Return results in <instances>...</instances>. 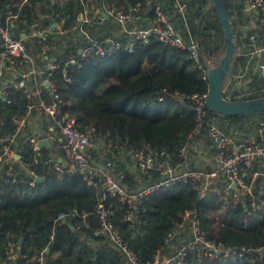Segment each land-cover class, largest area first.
<instances>
[{
	"label": "trees",
	"instance_id": "16d2710c",
	"mask_svg": "<svg viewBox=\"0 0 264 264\" xmlns=\"http://www.w3.org/2000/svg\"><path fill=\"white\" fill-rule=\"evenodd\" d=\"M116 1L135 3L138 0ZM185 1L187 8L183 14L176 10L175 0H151L147 9L139 14L154 18L153 4L159 2L166 15L172 14L170 20L185 38L191 34L198 39L201 48L198 62L190 58L187 51L162 43L153 35L146 43H136L132 52L118 49L109 55H92L79 63L72 62L70 59L78 54L84 41L72 28L81 10L77 0H28L21 8V21L12 31L15 35L20 31L27 32L26 26L38 15L58 13L64 18L63 27L67 32L45 42L51 47V57L58 63L52 77L62 99L61 111L74 117L79 129L93 126L95 140L126 137L129 146L147 144L164 148L171 160L177 161L179 149L195 119L191 102L175 91H206L208 82L202 78L203 71L210 66L208 59H215L224 46L223 30L213 1ZM12 2L0 0V22L4 21L7 9H16ZM227 8L231 15L228 0ZM49 17H45V22H49ZM93 30L89 32L102 37L109 28L102 26L96 32ZM45 42L26 39L28 48L36 51ZM246 63L247 57L237 55L232 72L236 73L238 65L244 67ZM245 77L249 78L246 84H232L233 92H246L241 98L263 96L264 76L248 69ZM7 98L9 102L0 98V134L13 131L15 119L25 110L26 98L20 90L9 92ZM206 110L208 117L215 116L226 132L231 128L251 132L264 118V112L227 115L208 107ZM202 133L204 141L210 142L205 129ZM48 151L43 146L35 155L27 141L21 145L20 160L23 163H33L35 157L38 159L30 166L39 176L33 184L28 182L30 177L24 172L12 180L5 174L8 164H0V254H4L3 248L8 241L20 238L21 251L33 253L47 245L53 232V244L46 252L47 264H125L124 256L111 246L94 245L87 239L97 237L95 229L99 225L94 213L95 188L86 184L81 174L60 173L47 167L42 160ZM14 166L18 168V165ZM123 181L131 187L136 185L134 175L127 170ZM260 200L264 201V195ZM104 201L105 206L114 211L111 221L141 263L163 246L165 236L181 219V214L195 208L209 240L228 247H243L244 252L237 259L231 254L198 256L189 253L184 264H264V203L251 209L247 200L238 204L229 202L220 212L223 202L218 200V194L213 192L210 200H198L192 183L179 180L147 195L143 199L144 210L137 212L134 226L129 227L121 219L124 202L118 196L110 195ZM60 210L86 213L90 225L81 223L80 217L72 219L74 228L54 223ZM23 260L17 258L15 264Z\"/></svg>",
	"mask_w": 264,
	"mask_h": 264
},
{
	"label": "built area",
	"instance_id": "2783aa9c",
	"mask_svg": "<svg viewBox=\"0 0 264 264\" xmlns=\"http://www.w3.org/2000/svg\"><path fill=\"white\" fill-rule=\"evenodd\" d=\"M27 1L20 0L15 5L16 9H7L4 21L0 22V98L9 102L7 94L15 90H20L26 98L24 113L15 119L14 130L0 134V164H8L5 174L15 180L18 173L24 172L30 177L28 182L33 184L39 176L30 166L37 163L38 159L35 157L33 163H19L15 157L21 156V153L17 150L25 141L31 145L35 155L39 154L40 148L47 147L49 151L42 160L47 167L60 173L81 174L86 184L95 188L97 202L94 213L99 225L95 229L97 237L87 239L94 245L111 246L124 256L125 264H184L189 253L198 256L231 254L234 259L240 257L244 252L243 247H228L222 242L209 240L197 210L191 208L181 214V219L165 236L163 246L157 248L150 259L141 263L111 221L110 216L114 211L105 206L104 200L110 195L118 196L124 202L121 219L129 227L134 226L137 212L144 210L143 199L147 195L179 180L192 183L197 190L198 200H210L213 192L218 194V200L223 202L220 212L229 202L238 204L247 200L251 209L259 207L264 203L258 201L264 195V118L253 128L255 137L237 135L233 128L226 132L215 116L207 115V90L194 93L175 91V94L191 102L195 119L186 141L179 149L180 158L177 161L171 160L164 148L147 144L129 146L126 137L95 140L93 126L79 129L75 118L61 111L62 99L52 77L58 63L54 58L48 59L50 48L45 41L55 34L67 32L62 25L64 18L56 13L54 17L60 24L55 27L52 20L44 21L47 17L44 14L28 24L27 32L20 31L19 35H15L12 31L21 21V8ZM77 1L81 10L72 28L79 30L84 41L78 54L70 59L72 62L79 63L92 55H109L118 49L132 52L136 43L148 42L151 35L162 43L187 51L190 58L199 61L201 48L198 39L191 34L185 38L162 11L159 2L153 4L156 16L149 18L139 13L147 9L151 0H138L135 3L116 0ZM247 1L258 11L262 45L259 47L256 43V34H249L245 48L246 66L241 71L231 72L227 78L222 88V95L226 99H242L246 92H233L232 84H246L249 80L245 77L248 63L259 51L264 52V0ZM175 4L181 14L186 11L185 0H175ZM102 26H111L112 34L101 37L89 32ZM27 38L45 43L36 51L28 48ZM256 69L258 72L264 69V60L257 63ZM202 78L207 80V70L203 71ZM40 115L46 124L41 128L32 127L29 119ZM203 129L210 139L208 143L203 139ZM43 140L47 143H40ZM201 154H204L202 166H191V163L199 162L197 156ZM126 170L136 179L134 187L123 181ZM78 217L81 223L90 225L88 214L69 210L58 211L54 223L68 224L74 228L72 219ZM19 241H8L3 248L4 254H0V264H15L17 258L24 259L20 264H47L46 252L53 244V232L49 235L47 245L33 253L22 252V242Z\"/></svg>",
	"mask_w": 264,
	"mask_h": 264
},
{
	"label": "water",
	"instance_id": "95a60500",
	"mask_svg": "<svg viewBox=\"0 0 264 264\" xmlns=\"http://www.w3.org/2000/svg\"><path fill=\"white\" fill-rule=\"evenodd\" d=\"M219 23L222 26L224 46L223 55L215 65L207 69V107L215 112L227 115H239L264 112V95L252 98L226 99L222 88L231 74L237 57V29L227 8V0H212ZM264 75V69L262 70ZM40 143H47L46 140ZM22 242V238L20 241Z\"/></svg>",
	"mask_w": 264,
	"mask_h": 264
},
{
	"label": "crops",
	"instance_id": "0c3cea01",
	"mask_svg": "<svg viewBox=\"0 0 264 264\" xmlns=\"http://www.w3.org/2000/svg\"><path fill=\"white\" fill-rule=\"evenodd\" d=\"M55 1L56 0H52ZM229 4H230V10H231V19L233 21V24L235 25L236 29H237V37H236V42H237V55H242L245 56V48L249 42V34L250 33H254L257 35V40L256 43L258 44V46L260 47L262 45V39L260 36V29H259V16H258V11L257 9H255L254 7H251L248 3L247 0H228ZM20 2V0H13V4L12 6H15L16 4H18ZM16 7V6H15ZM44 14H40L38 15V18H40V16H42ZM172 14L168 13V17H170ZM50 15H47V17H49ZM55 15L50 16L49 18V22L53 23V26L57 27L60 24V21L58 19H55L54 17ZM53 18V19H52ZM46 18H44L45 21ZM170 19V18H169ZM64 24V23H63ZM62 24V25H63ZM28 26H26L27 28ZM109 28V30L104 31L102 34L103 35H110L112 34V28L111 26H107ZM76 33L78 35H80V32L78 29H76ZM94 32H96L95 30H93ZM22 32V31H21ZM25 32V31H23ZM107 32V33H106ZM91 33V32H90ZM92 34V33H91ZM58 34L53 35V37H51V41L54 40V38L57 36ZM52 48H54V45L52 46ZM49 56L47 55L48 59L52 58L50 54L51 53V47L50 50L48 51ZM246 57V56H245ZM264 60V52L261 50L258 52L257 55H255L254 57L251 58L250 62L248 63V69H250L252 72H258L257 68V63H259L260 61ZM241 68H243V66L238 65L237 67V71H241ZM260 73L262 74V71H260ZM263 75V74H262ZM264 76V75H263ZM238 86V85H237ZM254 118V117H253ZM29 124L32 127L35 128H41L44 126V124H46V122L44 121V118L42 115L38 116V117H33L29 119ZM253 131H251L252 133ZM255 137V132H253V134H251V137L253 136ZM21 148L17 150V152L20 154ZM198 160L199 162H195V163H191V166H195V167H201L202 163H203V159H204V154L198 155ZM17 159V161L20 163V155L15 157Z\"/></svg>",
	"mask_w": 264,
	"mask_h": 264
},
{
	"label": "rangeland",
	"instance_id": "374dc122",
	"mask_svg": "<svg viewBox=\"0 0 264 264\" xmlns=\"http://www.w3.org/2000/svg\"><path fill=\"white\" fill-rule=\"evenodd\" d=\"M223 48L220 49L218 55L215 57V59H208V65H215L220 57L223 55ZM251 131H253V129H251ZM235 133H237V135H241V136H251V134H253V132H249V130L247 132H244L243 130H236L234 131Z\"/></svg>",
	"mask_w": 264,
	"mask_h": 264
}]
</instances>
